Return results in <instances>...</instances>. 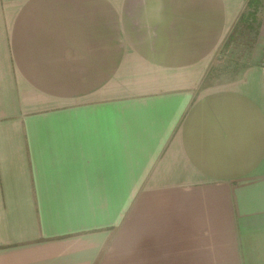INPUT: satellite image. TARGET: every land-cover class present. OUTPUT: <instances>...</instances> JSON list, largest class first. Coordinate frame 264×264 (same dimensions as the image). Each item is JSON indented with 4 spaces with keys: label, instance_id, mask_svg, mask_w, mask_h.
Segmentation results:
<instances>
[{
    "label": "crops",
    "instance_id": "crops-1",
    "mask_svg": "<svg viewBox=\"0 0 264 264\" xmlns=\"http://www.w3.org/2000/svg\"><path fill=\"white\" fill-rule=\"evenodd\" d=\"M248 1L0 0V264H264Z\"/></svg>",
    "mask_w": 264,
    "mask_h": 264
},
{
    "label": "rangeland",
    "instance_id": "rangeland-1",
    "mask_svg": "<svg viewBox=\"0 0 264 264\" xmlns=\"http://www.w3.org/2000/svg\"><path fill=\"white\" fill-rule=\"evenodd\" d=\"M264 0H254L227 39L213 54L211 74L204 84H227L244 68H264Z\"/></svg>",
    "mask_w": 264,
    "mask_h": 264
},
{
    "label": "trees",
    "instance_id": "trees-1",
    "mask_svg": "<svg viewBox=\"0 0 264 264\" xmlns=\"http://www.w3.org/2000/svg\"><path fill=\"white\" fill-rule=\"evenodd\" d=\"M254 0H249L248 1V5H250Z\"/></svg>",
    "mask_w": 264,
    "mask_h": 264
}]
</instances>
